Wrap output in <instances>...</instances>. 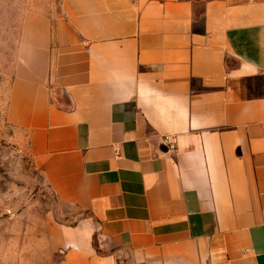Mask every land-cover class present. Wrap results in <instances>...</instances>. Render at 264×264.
<instances>
[{"label": "crops", "instance_id": "crops-1", "mask_svg": "<svg viewBox=\"0 0 264 264\" xmlns=\"http://www.w3.org/2000/svg\"><path fill=\"white\" fill-rule=\"evenodd\" d=\"M40 1L6 117L76 218L8 264H264V0Z\"/></svg>", "mask_w": 264, "mask_h": 264}, {"label": "rangeland", "instance_id": "rangeland-1", "mask_svg": "<svg viewBox=\"0 0 264 264\" xmlns=\"http://www.w3.org/2000/svg\"><path fill=\"white\" fill-rule=\"evenodd\" d=\"M42 2L0 0V264H8L17 255H31L37 263L50 261L46 241L51 228L73 224L76 218L59 206L21 132L6 117L14 53L20 39L22 17L18 11L38 8ZM59 259L58 255L54 260Z\"/></svg>", "mask_w": 264, "mask_h": 264}]
</instances>
